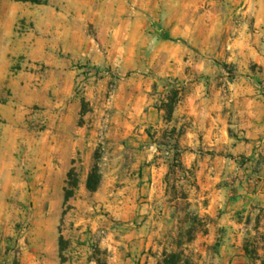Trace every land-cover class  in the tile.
<instances>
[{
    "label": "rangeland",
    "instance_id": "obj_1",
    "mask_svg": "<svg viewBox=\"0 0 264 264\" xmlns=\"http://www.w3.org/2000/svg\"><path fill=\"white\" fill-rule=\"evenodd\" d=\"M34 1L0 0V264H261L264 0Z\"/></svg>",
    "mask_w": 264,
    "mask_h": 264
},
{
    "label": "crops",
    "instance_id": "obj_2",
    "mask_svg": "<svg viewBox=\"0 0 264 264\" xmlns=\"http://www.w3.org/2000/svg\"><path fill=\"white\" fill-rule=\"evenodd\" d=\"M261 193L257 194H249V199L247 200V203L249 205V208H253L249 210L247 213H250V211H253L252 213H256L258 216H260V220L257 219V217L250 221L249 223L245 220L234 221V226L238 227L239 230V238L244 234H259L264 235V202H261ZM253 204V207L251 206ZM254 215V214H252ZM229 256V264H249L246 261L245 254L243 250L239 251H231Z\"/></svg>",
    "mask_w": 264,
    "mask_h": 264
},
{
    "label": "trees",
    "instance_id": "obj_3",
    "mask_svg": "<svg viewBox=\"0 0 264 264\" xmlns=\"http://www.w3.org/2000/svg\"><path fill=\"white\" fill-rule=\"evenodd\" d=\"M20 1L29 2L31 0H20ZM34 2L35 3H39L37 0H35ZM175 103L176 102H174V103L172 102V103L168 104V106H167L168 107L167 116L169 118H171L172 115L174 114ZM100 183H101V176L98 173V169L95 168L94 171H93V173L89 176V179L87 181V188L90 191H93L94 192V191H96L99 188ZM68 195L69 196H67V197H70V193H68ZM258 260L260 261L261 264H264V257L263 258H260ZM160 264H179V256L177 254H175V253L170 254Z\"/></svg>",
    "mask_w": 264,
    "mask_h": 264
}]
</instances>
